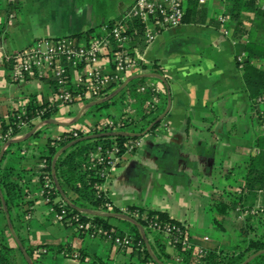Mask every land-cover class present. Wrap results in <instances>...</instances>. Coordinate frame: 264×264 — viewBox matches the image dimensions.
I'll return each mask as SVG.
<instances>
[{"label":"trees","instance_id":"trees-1","mask_svg":"<svg viewBox=\"0 0 264 264\" xmlns=\"http://www.w3.org/2000/svg\"><path fill=\"white\" fill-rule=\"evenodd\" d=\"M134 1L76 0L78 5L88 9L91 24L84 30L52 39L68 38L76 45L88 44L94 36L100 34L97 32L98 28L104 27L105 31L109 32L111 27L121 24L124 28L123 32L128 36L125 48L132 56L136 50L140 51L146 45L145 23L138 17L126 15L128 7ZM121 4L127 5L125 10ZM18 10L19 2L17 0H0V14L4 16L5 22L13 19ZM222 10L225 17H223V21H220L214 15L207 16L208 8L202 1L184 0L181 23H207L216 28L223 26L226 29L233 40L234 60L241 73L242 90L247 96L252 110L250 121L256 119L260 126L259 132L248 143L247 155L229 168V174H231L233 169L239 166V178L233 179L235 183L228 182L225 193L222 192V195L211 198L205 208L211 213L212 221L221 228H225L223 224L225 218L233 216L232 226L241 240L238 239L235 244L226 248L217 246L201 248L190 235L189 228L183 222L169 216L166 210L133 204L127 205V215L137 220L144 229L149 244V249H147L138 227L132 221L118 216H105L86 211L119 212V206L109 200L106 191L101 187L104 178L100 175V165L91 164L90 153L98 147L105 149L115 144L122 159L123 155L134 153L136 150L134 143H137L141 136L106 135L88 138L75 142L61 151L54 160L53 175L69 203L61 197L51 173L52 158L59 147L88 133L111 130L141 132L163 111L161 108L154 113V107L146 109V101L153 94L151 87L145 82L149 77H137L130 79L127 82L128 86L126 88L124 86L114 97L88 106L82 112L85 115L89 111H98L108 107L117 101L118 96L123 97V94L127 92L126 96L131 101L126 104L132 108L129 115L126 114L127 111L121 112L117 116L107 113L104 116H107L105 119L112 120L110 125H102L101 120H96L89 124L86 130L73 126L62 131L57 137H47L43 148L35 147L37 152L31 155L33 161L29 165L21 164L23 157L19 153L28 146V139L39 134L40 129H35L27 138L10 143L5 147L0 160V192L8 209L12 228L32 264H38L40 254L53 252H62L78 263L87 258L86 264H111L107 257H102L97 252H89L82 246L72 247L68 243L30 244L27 237L15 226V221H20L24 225L33 210L36 199H40L43 205L52 207L55 213L62 214L59 221L65 225L73 226L76 235L90 236L91 231L96 229H100L99 237L106 239L109 235L108 241L114 245L117 252L125 257L122 264H144L146 262L158 264L150 254L165 264H239L250 253L264 248V226L261 228L258 223L260 222L259 211L264 212V0H223ZM106 36L110 40L107 53L109 55V51L117 48V40L108 34ZM3 64L11 74V64L5 60H3ZM67 64L65 62L64 65L68 68L67 73L70 75L71 69ZM108 68L107 74H117L118 78L111 81L107 85V89L101 90L97 97L89 98L76 95L78 92L84 91V85L79 84L78 87L75 85L66 86L72 94L69 99H55L58 90L53 73L49 72L47 76L41 77L34 75V77L44 79L52 85L51 99H45L40 104H36L30 97L21 111L0 121V136L8 133L10 138L23 133L24 130H29L34 125V119L51 118L52 113L61 104L71 105L77 102L85 104L108 95L125 77L122 75L123 71L114 70L112 60ZM139 68H141L140 72L147 70L158 74L163 73L162 68L155 60L150 64L140 61ZM28 77L32 76H27L24 79ZM154 79L162 82L156 76ZM138 85L143 88L141 91L136 89ZM123 100L127 101L125 98ZM161 120L162 118L155 122L146 133L153 132ZM73 131H75V135ZM132 144L133 147L128 150L129 145ZM9 155L14 156L15 160H7ZM106 201L111 202L113 206L107 208L104 205ZM134 210L138 213L146 211L148 218H143L140 215L133 216L132 211ZM149 218L180 226L189 236L191 246L186 248L176 244L172 247L173 257L167 251V247L170 245L162 231L151 227ZM112 219L117 223L113 224ZM85 223H89V225L87 227L79 226V224ZM123 237H127L129 243L126 246H117L114 242L115 238ZM196 248H201L202 252H198ZM37 249H43V251L37 253ZM17 255L22 264H27L21 250L8 231L0 200V264H14ZM246 264H264V252L255 255Z\"/></svg>","mask_w":264,"mask_h":264},{"label":"crops","instance_id":"crops-1","mask_svg":"<svg viewBox=\"0 0 264 264\" xmlns=\"http://www.w3.org/2000/svg\"><path fill=\"white\" fill-rule=\"evenodd\" d=\"M17 1L19 10L13 19L5 22L4 16L0 14V121L21 111L30 97L34 103L40 104L45 99L50 100L53 93L52 85L44 79L32 76L14 81L3 64L2 55L29 45L34 40L64 36L84 30L91 24L88 9L78 5L76 0ZM201 1L207 5L208 17H218L216 11L223 9V0H213L212 5L211 0ZM121 5L125 10L127 5ZM24 14L27 21L28 17L50 21L49 30H44L43 35L34 36L24 44H18L17 34L21 30ZM56 23H60V28L49 32ZM46 24L42 22V25ZM97 32L102 33V29L98 28ZM132 56L143 63L150 64L155 60L159 64L169 85L171 101L159 125L153 132L145 133L138 139L134 153L123 155L102 183V188L116 206L133 204L166 210L169 216L189 228L190 235L201 248H226L228 245L225 246L220 241L212 243L208 236L200 235L195 228L206 222L205 208L211 198L222 195L221 189L228 187V183H223L219 188L213 181L218 176L226 178L229 168L239 162L235 159L231 166H225V156H228L221 150L228 146L229 130L235 124L234 117L241 111L249 117L252 115L249 101L242 90L241 73L234 60L233 40L228 33L223 32V26L216 28L207 23L182 22L176 27L159 31L153 40L146 42L143 49L136 50ZM105 60L103 57V70L107 72L109 65ZM67 65L74 76L76 68L69 63ZM140 69L133 66L122 75H125V79L140 72ZM154 77L149 76L145 82L156 89V113L161 108L165 109L167 96L163 82ZM127 82L125 88L128 86ZM136 89L141 91V85ZM126 93L123 97L129 103L131 100ZM83 104L78 103L77 109L70 107L68 114L56 117L59 122L57 124L42 123L41 120L34 119V125H37L35 129H40V132L28 139V146L20 151L19 154L23 157L21 164L32 163L31 155L37 152L35 147H42L47 137H57L70 127H82L107 118L98 116L85 122L80 121L83 110L77 120L71 122ZM122 111L123 109L119 113ZM117 112L111 114L117 116ZM29 130L13 137H20ZM8 139L4 140L0 136V147ZM5 147L6 145L4 149ZM233 147H237V144ZM7 160L14 161L15 157L9 155ZM202 181L208 182L210 187L207 191L199 190ZM192 183L196 188L194 192L188 188ZM195 195H199L201 199L196 203L198 212L193 211L190 198ZM241 217L242 215L239 220ZM111 222L117 223L114 219ZM15 226L32 245L68 243L72 247L82 246L89 252H97L102 257H107L111 264H122L125 259L115 250L114 245L102 237L76 235L74 227L55 220L40 199L35 200L33 210L24 225L16 221ZM167 251L174 257L171 246L167 247ZM86 261L87 258L78 263L62 252L38 256V264H86ZM14 264H22L18 255Z\"/></svg>","mask_w":264,"mask_h":264},{"label":"built area","instance_id":"built-area-1","mask_svg":"<svg viewBox=\"0 0 264 264\" xmlns=\"http://www.w3.org/2000/svg\"><path fill=\"white\" fill-rule=\"evenodd\" d=\"M183 1L184 0H135L127 9V16L138 17L145 23L144 36L145 41L149 42L154 39L155 35L166 28H172L178 26L182 21L183 16ZM201 1V0H200ZM12 17V14H10ZM220 21L224 18L220 17ZM102 33L94 36L88 44H74L68 38L59 39H37L16 51L10 53H4L2 60L8 61L11 64V77L14 80H22L27 76H47L49 72H52L57 83L58 93L55 95V99L66 100L69 99L72 94L66 87L67 85L79 84L84 85V91L78 92V97H97L101 90L107 89V85L111 81H115L117 74H107L104 72V63L102 58H106L105 62L109 65L111 60L114 63L115 71L125 72L130 67L140 66V61L134 56L128 54L125 44L128 40V36L123 32V25H115L111 27L109 32L105 31L104 27H101ZM223 32L227 33L223 28ZM112 36L117 40V48L109 51L110 40L108 36ZM111 50V49H110ZM110 56V57H109ZM239 59V58H238ZM65 62L76 68V74H68V68L64 65ZM141 89H143L141 87ZM153 92L151 98L146 101V109L154 107L156 102V89L152 86ZM131 110L126 113L129 115ZM102 125H110L112 120L105 119L101 121ZM88 125L82 126V129L86 130ZM75 135V131H73ZM4 140L8 137V133L2 136ZM136 145V143H134ZM133 147L129 145L128 150ZM91 164L100 165V175L106 180L110 171L119 163L120 155L118 154V147L113 144L109 148L101 149L98 147L90 153ZM102 187V185H101ZM104 205L107 208H111L113 204L106 201ZM49 212L52 214L55 220H59L62 214L55 213L52 207H48ZM63 212V210H61ZM119 212L127 214V206H119ZM133 216H142L148 218L147 212L132 211ZM149 220V225L158 230H161L165 236L168 244L173 247L176 244L182 247H190L191 242L189 236L180 226L176 224L166 223L158 220ZM89 223L79 224L80 227H87ZM100 229L92 230L90 236H98ZM109 240V235L106 238ZM115 244L117 246H126L129 243L127 237L115 238ZM198 252H202L201 248H196ZM37 253L43 251V249H37ZM144 264H150L146 262Z\"/></svg>","mask_w":264,"mask_h":264},{"label":"rangeland","instance_id":"rangeland-1","mask_svg":"<svg viewBox=\"0 0 264 264\" xmlns=\"http://www.w3.org/2000/svg\"><path fill=\"white\" fill-rule=\"evenodd\" d=\"M213 0L210 1V5L213 4ZM223 11V10H222ZM222 11H216V15H218V18L220 17H225ZM26 14V12H25ZM25 14H24V21L26 23L22 22L21 25V30L19 31V33L17 34V42L18 44H24L25 42L31 40L34 36H41L44 34V30L48 31L49 27H48V23L50 21L45 20H34V17L29 18L28 17V21L27 19H25ZM19 25L21 24V20L19 21ZM28 22V23H27ZM42 22L47 23L46 25H42ZM53 22V21H52ZM60 28V23H56V26L53 27V29H51L49 32L51 31H56L57 29ZM98 30V29H97ZM124 97L118 96L116 99L117 101L114 104L109 105L108 107L105 108H101L98 111H94L92 110V112H87L85 115H81L79 117L80 121H88L91 118H95L98 116H104L107 113H115L117 112L118 108V112L123 109L122 112H125L128 110H131L132 108L130 107V105L126 104L127 101L123 100ZM120 104V105H119ZM78 103H73V104H61L60 106H58L57 110L55 112L52 113L51 118H56L59 117L60 115L63 114H68L67 111L70 107H73L75 109H77ZM120 106V107H119ZM125 108V111H124ZM87 109V108H85ZM84 109V110H85ZM132 111V110H131ZM240 114L234 117V122L235 124L233 126L230 127L231 133H229L228 135V142H227V148H223L221 149L222 152H225V154L228 156H225V162L226 165L225 166H231L233 161H236L235 159H237L238 161L241 160L242 158H244L247 153H248V143L251 141V139L259 132L260 126L258 125V123L255 121H250V117L248 115L241 112H239ZM195 124L194 120H191V123ZM231 123V121L229 122V124ZM239 131V132H238ZM243 131V132H242ZM235 144H237V147H233L235 146ZM238 179L239 178V166H236L233 169V172L231 174H228V176L226 178L218 176L216 180H214L213 182L218 185L219 188H221L223 183H228V182H232L235 183V181L233 179ZM199 190H203V191H207L209 189V185L207 181H202L201 184H199ZM195 184L192 183L191 185L188 186V188L194 192V190L196 191V188L194 189ZM198 190V188H197ZM198 190V191H199ZM220 190V189H219ZM226 190V189H225ZM225 190L221 189V192L225 193ZM191 201L193 202V211L194 212H198V207H196V203L197 201L200 202V196L199 195H195V196H191ZM258 204V203H256ZM205 217L207 220H205L206 222L204 224H202L200 227H196L195 230L200 234V235H205L209 237V240L212 243H215L217 241L222 242L223 244H225V246H231L233 244H235L237 242V240L239 239V236L237 234V231L235 229H233L232 226V222H233V216H229L227 218H225L224 220V227L225 228H221L219 225H217L215 222L212 221V216L211 213L208 211H205ZM259 217H260V222H258L260 225L259 227H263L264 226V212L261 213V211H259L258 213ZM58 223V222H57ZM16 224V221H15Z\"/></svg>","mask_w":264,"mask_h":264},{"label":"water","instance_id":"water-1","mask_svg":"<svg viewBox=\"0 0 264 264\" xmlns=\"http://www.w3.org/2000/svg\"><path fill=\"white\" fill-rule=\"evenodd\" d=\"M149 76H156L158 77L164 84V87H165V91H166V96H167V105L165 107V109L160 113L158 114L154 120H152L148 125L147 127L141 131V132H133V131H128V130H111V131H102V132H99V133H88V134H85L83 136H80V137H77L69 142H67L66 144L62 145L61 147H59L57 149V151L55 152V154L53 155V158H52V164H51V173H52V177H53V181L57 187V189L59 190L60 192V195L61 197L67 202V198L66 196L64 195V193L62 192L57 180L55 179L54 175H53V163H54V160L56 158V156L61 152L63 151L64 149H66L68 146H70L71 144L75 143V142H78L80 140H83V139H88V138H95V137H100V136H106V135H129V136H142L144 135L149 129L150 127L157 121H159L161 118H163V116L165 115V113L167 112L168 108H169V105H170V91H169V85L167 83V81L165 80V77L162 75V74H158V73H154V72H139V73H135V74H132L128 77H126L117 87H115L108 95L104 96V97H101L99 99H95V100H91L85 104H83L81 106V108L79 109V111L76 113V115L73 117V119L71 120V122L77 120V118L79 117V115L81 114V112L87 108L88 106H91V105H94V104H97L99 102H102L104 100H108L110 99L111 97H114L126 84V82L132 78H137V77H149ZM42 123H53V124H57L59 123L56 119H53V118H48V119H44V120H41ZM36 124L28 131L26 132L24 135L20 136V137H12V138H9L7 141H5L4 143V146L10 144V143H13V142H17V141H20V140H23L25 138H27L36 128ZM4 146H1L0 147V160H1V157H2V154H3V151H4ZM0 200H1V205H2V209L5 213V219H6V223H7V227H8V231L10 233V235L12 236V238L14 239L16 245L19 247V249L21 250V253L26 261L27 264H32L31 262V259L29 258V256L27 255L26 251H25V248L23 247L20 239L18 238V236L16 235V233L14 232L13 228H12V225H11V222H10V217H9V213H8V209L5 205V202L3 200V197L1 195V192H0ZM87 212H90V213H98V214H101V215H105V216H118V217H122V218H126L130 221H132L133 223H135V225L138 227L139 231H140V234L144 240V243L146 245V248L149 249V244H148V239H147V236L145 235V232H144V229L143 227L141 226V224L135 220L134 218L128 216L127 214L125 213H121V212H96V211H89V210H86ZM261 252H264V248L263 249H260V250H257L255 252H252L250 253L247 257H245V259L239 263V264H246L251 258H253L255 255L257 254H260ZM152 259L157 262L158 264H165L163 262H161L159 259H157L153 254H150ZM216 264H220V263H216Z\"/></svg>","mask_w":264,"mask_h":264}]
</instances>
